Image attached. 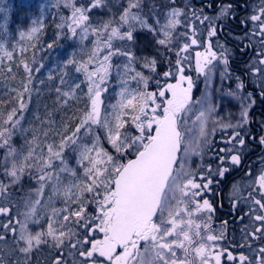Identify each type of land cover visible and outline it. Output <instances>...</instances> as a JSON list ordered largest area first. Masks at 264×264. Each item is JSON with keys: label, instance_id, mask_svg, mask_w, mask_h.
Segmentation results:
<instances>
[{"label": "snow or ice", "instance_id": "obj_1", "mask_svg": "<svg viewBox=\"0 0 264 264\" xmlns=\"http://www.w3.org/2000/svg\"><path fill=\"white\" fill-rule=\"evenodd\" d=\"M214 2L215 0H197V6L193 3V0H181L180 4H177L176 0H168L170 7L167 12L152 13L153 23L147 27V30L155 36L157 44L167 51L169 62L166 63L167 67L159 72L161 75L156 77L153 84L155 87L150 90L155 95L153 99L148 101V117L146 119L156 117L166 124L173 125L175 138L173 150L176 153L175 159L172 160L174 171L178 166V154L182 152V144L186 136L187 117L190 115L191 106L194 103L192 93L196 87V78L203 76L207 80L219 72L222 91L223 88L228 87L226 81L235 80V87L223 92V95L239 101L241 117L235 123H222L221 127L224 129H244V126L248 124L249 105L254 104V100L251 92L242 94L241 89L251 85L257 94L261 96V99H264V0H255L254 5H240L242 8L251 7L252 11L243 19H240L239 27L244 31L234 35L244 37L243 41H238L243 45L242 54L249 49L257 54L255 57L250 58L245 65L246 79L230 72L232 53L227 47L219 44L218 40L217 20L221 18L225 20L239 19L235 11V5L230 2L217 4L216 10L219 15H210ZM66 6L73 8L70 2L66 3ZM91 9H103L100 0H84L82 4L74 6L70 18L57 22L66 39L69 37L81 40L88 39L89 32L75 27L80 22L76 12L86 14V19L91 20L92 16L95 15V13L90 14ZM205 9L209 11H205ZM4 24V17L0 16V32L4 31ZM9 24L10 20L7 21L8 31ZM31 24H40L39 18L32 19ZM41 30L40 27L32 28L31 32H28V29L23 32L17 29L19 38L22 40L25 38L31 40ZM169 30H172V42L170 44L165 42ZM26 33L27 35H25ZM214 37L217 38L215 42L213 41ZM93 41H95V37H93ZM131 42L132 40L129 38L128 44L130 45ZM51 46V44H48L49 48ZM192 46L203 50H196L193 54L190 51ZM129 51L128 47L115 44L102 50L103 55L100 59L108 61L107 75L109 77L115 74L117 79H120L122 72L126 70L128 65ZM119 56H123L124 59L119 64H113V58ZM12 57L13 53L7 47L6 53L0 55V61L4 59L12 60ZM83 67V65L80 68L75 67L74 71L77 73L83 72L85 75L86 73L81 71ZM23 68L26 73L39 70L38 68L33 69L28 64H24ZM8 71L11 73V68ZM91 72L95 74L94 78L96 80L102 81L101 87L106 92L103 65H101V71L98 72L96 66H94ZM190 73H195V78ZM170 80L174 82H169ZM30 81L31 77L29 76ZM90 82V80L86 81V83ZM64 83V77L61 76L59 84ZM75 86H78V84ZM136 87L139 88L141 85L137 83ZM54 91L58 96L61 93L59 87H55ZM169 101H173L171 108ZM17 103L23 109L24 99L22 95L19 96ZM195 103L200 104L202 102L195 101ZM204 103L205 108L199 111V115L196 116L197 120H202L206 115H211V110L207 108L206 102ZM159 127V124L150 123L149 134L154 136ZM201 128H204L203 124ZM76 131H79V129L74 130V132ZM131 132L136 135L139 134L135 125L132 126ZM244 135L251 136L246 129H244L243 134L241 131L236 130L228 140L223 141L229 147L220 148L216 153L218 162L215 167L208 164L204 166V171L199 175L191 170L195 174L190 175L189 183L185 188L186 200L189 203L194 201V203H191L189 210L199 208L198 215L213 219L215 208L210 200L205 197V193L213 190L214 179L216 183H220L226 175L230 174L231 166L239 167L241 165L243 155L241 149L245 144ZM201 136L203 137L202 133ZM238 137L239 139H237ZM232 141H235V144ZM258 143L264 147V135L259 137ZM232 152H236V154L229 155ZM220 153H224V155H220ZM192 154L202 156V153H193L189 147L183 148L184 159L179 164V169L181 164L189 163L188 157ZM180 172L182 175L184 174L183 169H180ZM113 190H115V186H113ZM233 196L237 197L236 203L239 204L240 208L239 212L233 210L240 233V241L237 242L236 247H243L247 249V252L233 255L231 247L225 251L219 244V241L223 240V234L213 228L211 237L204 238L205 240L212 239L213 243L210 253L201 259V264H229L233 261L235 264H252V261H256L257 264L264 262V165L258 169L255 176H251L244 187V191H241L239 187L234 188ZM0 199L7 200L6 204H0V242L3 243V247H0V264H5L6 257L7 264H23L20 259L22 254L14 247L19 239L17 234L19 222L13 210L11 198L7 196V192H0ZM88 199L91 200V197ZM71 215L70 226L76 229V234L57 245V250L47 264H145V253L153 256L157 264H169L170 260L176 259L178 251L181 254L184 252L183 248L177 249L175 246L171 249L159 248L158 251L154 252L153 249L158 247V242L161 240V234L150 233L145 228L143 231L131 232L122 243L116 245L115 250L109 255H101L100 252L94 251L98 239L103 241L105 238V233L96 227L97 218L100 215L98 202L77 205L72 208ZM64 219H68L67 213H65ZM153 223H159V220L153 217ZM168 227H171V225H168ZM64 231L66 232L67 229ZM175 239V237L172 238V240ZM233 239L235 240V237ZM172 240L168 243H172Z\"/></svg>", "mask_w": 264, "mask_h": 264}, {"label": "flooded vegetation", "instance_id": "obj_2", "mask_svg": "<svg viewBox=\"0 0 264 264\" xmlns=\"http://www.w3.org/2000/svg\"><path fill=\"white\" fill-rule=\"evenodd\" d=\"M142 6L138 12L140 22L139 25L128 26L125 23H112L106 26V45H123L130 49L128 54V61L135 65L136 62L140 63V73L145 76H141L144 82L147 79V84H144L142 80L143 90L151 92L155 87L156 77L161 75L166 67L168 61V53L165 48L160 47L153 33L147 30L148 26L153 23L152 13H166L170 7L168 0H141ZM177 4H180L181 0H176ZM232 3L235 5V11L239 17L236 20H225L223 18L217 20L218 40L219 44L224 45L232 53L230 72L237 76H245V65L249 62L250 58L255 57L257 54L249 49L246 53L242 54L243 36L234 35L241 33L244 29L239 27L240 19H243L246 15L252 11L251 7L242 8L241 4L254 5L255 0H215L213 10L209 14L219 15L216 10L217 4ZM194 4H197V0H193ZM198 6V4H197ZM205 11H209L205 9ZM163 19V17H161ZM198 23V22H197ZM122 24V25H121ZM130 24V23H129ZM222 26V27H221ZM127 30V31H125ZM172 30H169L165 42L170 44L172 42ZM131 38L132 42L129 45L128 40ZM217 38H213L215 42ZM203 50L192 46L190 51ZM138 58V60H137ZM123 60V56L114 57L113 60ZM114 62V61H112ZM114 64V63H113ZM134 73L135 70H133ZM195 78V73H190ZM135 75V74H134ZM174 82V81H169ZM235 80L226 81L228 87L223 88L220 81L219 72H217L211 78L205 80L203 76L196 78V87L192 93L193 105L190 115L187 117V125L185 128L186 136L182 144V152L179 154L178 166L167 184V188L163 194L161 205L155 216L159 223H153L151 221H143L137 224L136 231H143L145 228L150 233H160L161 240L158 242V247L154 248L156 252L159 248L171 249L175 246L177 249L183 248L184 252L181 254L179 251L176 253V259L170 260L169 264H201V259L208 255L211 251L212 239L205 240V237H211L213 228L217 232L223 234V240L219 241V244L225 251L229 247L233 249V255L239 253H246L247 249L243 247H236L237 242L240 241V233L238 224L233 210L240 211L239 204L236 203L237 197L233 196V190L239 187L241 191H244V187L251 178L257 174L258 169L264 165V147L258 143V139L261 135H264V99L253 89L251 85H248L244 89H241V93H252V99L254 104L249 105L248 111V124L244 126L251 136L244 135L243 139L245 144L241 149L242 162L239 167L231 166L230 174L226 175L225 179L220 183H216L215 179L212 185V191L205 193V197L210 200L215 208L213 219L203 218L198 215L199 208L196 210H189L191 203L185 198V188L190 180V175L195 174L191 170H194L197 175L204 171V166L211 164L213 167L218 162L216 153L220 148H227L229 145L223 141L228 140L234 131L239 130L244 132V129H224L221 124L235 123L241 117V105L238 100L224 97L223 92L229 91L235 87ZM175 87V86H173ZM206 102V106L211 110V115H206L202 120H197L196 116L199 115V111L204 109L203 101ZM195 101H201L202 103L196 104ZM173 105V101H169L170 108ZM170 114V113H169ZM199 119V118H198ZM155 124L161 125L162 121L158 118L154 119ZM202 124L204 128H201ZM183 127V126H182ZM160 127L157 129L156 134L147 142L158 136ZM203 134V137L201 136ZM239 139V137L237 138ZM210 142V143H209ZM235 144V141H232ZM189 147L193 153H202L201 155L192 154L188 157V164H181L180 169H183L182 175L179 169V164L183 161V148ZM140 151V152H141ZM231 154H236L232 152ZM224 155V153H220ZM250 169V172H249ZM28 169H24L23 175ZM23 170H21L22 172ZM247 173V175H246ZM29 174L31 180V186L33 185V172H30L23 176V180ZM179 177V179H177ZM15 175V169H0V192H7V196L11 198L13 210L16 213L17 220L19 222L18 229V242L14 247L20 254V259L23 264H47L48 260L57 250V245L72 238V235L65 238L71 232L67 229V224H64L61 220H52L49 222V216L47 210L46 201L40 202V212L35 215V220H32L30 214V203L28 205L27 199L23 198L29 189L28 181L20 182ZM30 186V187H31ZM114 183L110 189L111 201L113 209V215L110 217V221L105 228L99 229L105 233L103 241H97L94 246V251L100 252L101 255H109L115 250L118 243L114 241L110 236V230L115 222L116 211L118 208L117 198L115 191L113 190ZM48 195L45 198H48ZM34 197H31V200ZM39 198V197H38ZM203 198V197H202ZM201 198V199H202ZM30 200V202H31ZM7 200L0 199V204H6ZM26 223V224H25ZM171 225V227H168ZM63 228V229H62ZM75 229V228H74ZM51 231L55 238V235L61 237L59 242H56L51 237ZM28 232V233H27ZM63 233V234H61ZM66 233V234H65ZM74 233V230H73ZM76 234V233H75ZM95 234V233H93ZM74 236V235H73ZM175 237V240L172 238ZM235 237V240L233 239ZM172 240V243L168 241ZM11 244V242H9ZM255 246V245H253ZM0 247H3V243L0 242ZM143 247V245H142ZM145 264H157L156 259L148 253L144 254ZM5 264H7V257L5 258ZM229 264H235V262H229ZM252 264H257L256 261H252ZM264 264V262H259Z\"/></svg>", "mask_w": 264, "mask_h": 264}, {"label": "rangeland", "instance_id": "obj_3", "mask_svg": "<svg viewBox=\"0 0 264 264\" xmlns=\"http://www.w3.org/2000/svg\"><path fill=\"white\" fill-rule=\"evenodd\" d=\"M69 2L73 8L68 10L72 12L74 6L82 4L84 0L36 1L39 25L41 26L42 22L52 16L55 5L68 8L66 3ZM100 3L103 9L90 10L91 13H95L91 20L85 18L86 14L76 12L80 22L75 27L89 32L88 39L68 38L64 44V53L60 56L62 60L46 57L47 62L39 72L42 75L45 74L43 78L45 86L42 84L37 88L33 86L31 94L25 97L23 93L27 94L26 84L21 88L22 91H19V88L15 90L16 86L2 88L0 85L1 93L6 91V94L18 95L21 92L19 95L28 98V100L24 99L23 109L17 103V108L10 113L9 117L5 121H0V169H15V175L20 182L25 181L22 177L29 173L30 169L33 172L36 171L38 175L33 174L32 186L28 174L25 182L28 181L29 189L26 196L23 195V198H28V205L30 203L31 218L35 220L34 216L40 212V202L46 201V212H48L46 214L49 216V222L57 219L67 224L66 229L69 228L71 233L65 238L75 236L76 229L71 227L70 223L72 221L71 210L77 205L98 202L100 215L97 218L96 227L102 229L109 223L114 213L111 211L113 207H111L110 194L113 181L125 163L138 154L153 137L149 134V129L150 123H154L156 118L146 119L148 101L153 99L155 94L144 91L142 86L136 87L137 83L142 84V80L144 82L141 76L148 77L140 73V63L136 62L134 65L128 61L126 70L122 72L120 79H117L115 74L111 77L107 75L108 61L100 59L103 55L102 50L108 48L105 44L106 26L119 22L128 26L139 25L138 12L142 2L141 0H100ZM15 4L14 0H0V16H3L5 20L4 29L7 27V21H11ZM63 16L64 14L62 21L70 18L71 14L66 18ZM0 49L2 50V47ZM113 61L114 64L121 62L116 59ZM69 64H72L73 69L83 65L81 71L86 74L81 72V80L78 78L76 82H72L71 87L65 89L68 81L64 74ZM101 65H103L106 92L101 87L102 81L96 80L95 74L91 72L94 66L98 72L101 71ZM61 76L64 77V84H59ZM147 79L144 84H147ZM85 80L91 82L86 83ZM17 84L18 82L15 83ZM76 84L78 86H75ZM55 87L61 90L59 96L54 91ZM79 90L83 91L79 94ZM85 91H87L88 98L82 94ZM44 94H53L52 96L60 100L59 104L63 107L69 104L68 101L78 102V98L81 99L80 102L83 103L85 109L83 115L79 113V119V116L75 118L76 126L73 127V131L75 129L79 131L69 133L67 124L62 127L58 135L27 139V135L33 130L31 126L25 124L27 117L30 116L29 111L33 108L36 114L41 110L39 102ZM0 96L2 97L1 94ZM202 101L205 106V101ZM73 106L78 112L80 105ZM37 120L38 118L35 117L34 121ZM133 125L138 129V135L131 132ZM16 143L19 144L18 154L16 149H13ZM24 169L28 170L23 175ZM48 193V198H45ZM31 197L34 198L31 200ZM89 197L91 200L88 199ZM65 213L68 214L67 220L64 219ZM55 236L58 238H55L51 231L52 239L59 242L61 237Z\"/></svg>", "mask_w": 264, "mask_h": 264}, {"label": "trees", "instance_id": "obj_4", "mask_svg": "<svg viewBox=\"0 0 264 264\" xmlns=\"http://www.w3.org/2000/svg\"><path fill=\"white\" fill-rule=\"evenodd\" d=\"M14 1H16V4L14 5L11 14L9 31L6 27L3 32H0V48L2 47V50L0 49V55L6 53L7 47L13 53L12 60L4 59L3 61H0V85H2V88H12L16 86L15 90L19 88V91H22L21 88L26 84L27 94L23 93V95L28 97V94L30 95L32 92L33 86L36 88L38 86L40 87L41 84L42 86H45V80L43 79L45 74L42 75L39 72L44 68L43 65L47 62L46 57L49 56V59L54 57L56 60L61 59L60 56L64 53V44L68 38L66 39L64 37L57 22H62V15L64 14L63 18H66L67 15L71 14V11L68 10L69 8L63 6L57 7L55 5L53 7L52 16L42 22L43 24L40 26L39 24H31L32 19L39 17L36 5V1L38 0ZM34 27H40L42 30L31 40L27 38L22 40L19 38L17 29H20L23 32L26 29L29 31ZM25 35H27V33ZM48 44L52 45L51 48L48 47ZM81 63L83 64V62ZM24 64H28L33 69L38 68L39 70L34 71L33 73H26L23 68ZM9 68H11V73L8 71ZM64 75L67 77L66 79L68 81V85L65 89L69 88L72 82H76L78 78L81 80L82 76L81 73L74 71L72 64H69L67 72ZM29 76L31 77L30 82ZM17 82L18 84L15 85ZM82 91L83 90H79V94ZM86 93L87 91L82 94L85 95V98H88ZM0 94L2 95V97L0 96V121H5L10 113L17 108V100L21 95H13L12 93L6 94V91H2V93L0 91ZM52 95L53 94H44L42 96L41 101L39 102L41 110L36 114L33 112V108L30 109V116L27 117L25 124L26 126H31L33 130L27 135L28 140H30V138L32 140L33 138H46L50 135H58L61 133L62 127L67 124L69 133H74L73 127L76 126L75 118L79 116V113L83 115L85 109L83 103L80 102L81 99L79 100L78 98V102L74 100L68 101L69 104L63 107L59 104L60 100L55 99ZM25 97H23V99H26ZM26 100H28V98ZM37 103L33 104L36 105ZM75 104L80 105L78 112H76L77 109L73 106ZM10 109L13 110L9 111ZM35 117L38 118V122L34 121ZM79 118L80 116L78 119ZM30 119L33 121L30 122ZM48 131L49 133H47ZM18 145L19 144L16 143L13 147V149H16L17 154Z\"/></svg>", "mask_w": 264, "mask_h": 264}, {"label": "water", "instance_id": "obj_5", "mask_svg": "<svg viewBox=\"0 0 264 264\" xmlns=\"http://www.w3.org/2000/svg\"><path fill=\"white\" fill-rule=\"evenodd\" d=\"M173 125L162 121L158 136L129 160L114 179L118 208L110 236L122 243L137 224L157 215L175 159ZM179 156V154H178Z\"/></svg>", "mask_w": 264, "mask_h": 264}]
</instances>
